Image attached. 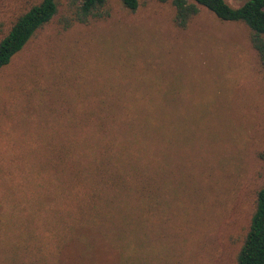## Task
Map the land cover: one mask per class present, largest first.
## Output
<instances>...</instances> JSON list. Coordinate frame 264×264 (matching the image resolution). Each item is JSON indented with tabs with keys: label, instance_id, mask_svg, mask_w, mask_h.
Masks as SVG:
<instances>
[{
	"label": "rangeland",
	"instance_id": "1",
	"mask_svg": "<svg viewBox=\"0 0 264 264\" xmlns=\"http://www.w3.org/2000/svg\"><path fill=\"white\" fill-rule=\"evenodd\" d=\"M37 1L0 0V37ZM104 8L63 29L57 0L54 17L0 68V197L30 192L19 185L33 179L37 149L55 153L96 128L100 101H110L103 83H164L153 99L173 147L131 204L130 233L118 236L129 250L120 256L95 238L93 254L110 264H234L264 181V70L249 29L202 7L178 27L170 0ZM86 261L74 264L97 260Z\"/></svg>",
	"mask_w": 264,
	"mask_h": 264
},
{
	"label": "trees",
	"instance_id": "2",
	"mask_svg": "<svg viewBox=\"0 0 264 264\" xmlns=\"http://www.w3.org/2000/svg\"><path fill=\"white\" fill-rule=\"evenodd\" d=\"M233 1L242 2L231 6L227 0H170L174 24L184 27L199 7L219 20L242 22L264 70V0ZM120 2L129 11L138 5V0ZM104 3L65 0L61 28L106 16ZM56 13L57 0H38L20 12L0 37V68ZM103 84L102 93L110 101H100L96 128L67 139L66 148L55 153L49 152L54 146L37 149L33 179L19 185L22 192H30L21 198L0 197V264H74L87 259L110 264L109 257L96 259L93 245H100L95 238L105 240L120 256L129 250L125 236H118L129 232L131 204L145 198L149 179L158 176L161 150L175 141L167 135L169 124L158 115L161 102L153 99L164 83ZM73 144L78 146L71 149ZM234 264H264V181Z\"/></svg>",
	"mask_w": 264,
	"mask_h": 264
}]
</instances>
